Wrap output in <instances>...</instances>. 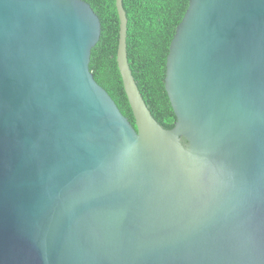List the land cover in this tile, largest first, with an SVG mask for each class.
Masks as SVG:
<instances>
[{"label":"water","instance_id":"1","mask_svg":"<svg viewBox=\"0 0 264 264\" xmlns=\"http://www.w3.org/2000/svg\"><path fill=\"white\" fill-rule=\"evenodd\" d=\"M115 6L135 127L89 70L90 4L0 0V264H264V0L188 1L166 59L171 129Z\"/></svg>","mask_w":264,"mask_h":264},{"label":"trees","instance_id":"2","mask_svg":"<svg viewBox=\"0 0 264 264\" xmlns=\"http://www.w3.org/2000/svg\"><path fill=\"white\" fill-rule=\"evenodd\" d=\"M84 1L100 20V36L90 51L89 70L135 127L116 61L119 18L115 0ZM188 1L122 0L128 19L126 43L132 75L151 115L166 129L176 121L164 84L166 59Z\"/></svg>","mask_w":264,"mask_h":264}]
</instances>
